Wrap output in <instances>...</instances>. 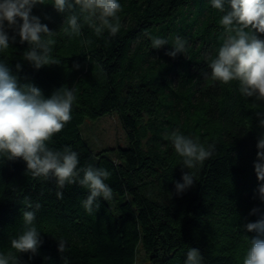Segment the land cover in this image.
Returning a JSON list of instances; mask_svg holds the SVG:
<instances>
[{"label":"trees","instance_id":"trees-1","mask_svg":"<svg viewBox=\"0 0 264 264\" xmlns=\"http://www.w3.org/2000/svg\"><path fill=\"white\" fill-rule=\"evenodd\" d=\"M119 2L121 27L115 36L107 31L97 36L87 25L79 36H68L62 28L71 12L58 13L52 0L33 8L56 32L51 55L60 64L35 69L23 60L28 45L18 35L0 53V63L20 85L32 83L46 98L60 87L75 88L72 119L48 146L71 147L79 154L78 167L108 170L105 183L113 190L112 198H99V209L89 214L82 206L86 188L72 184L60 190L54 179L27 173L22 159L0 156V252L10 251V239L23 231L21 212L34 210L41 244L35 255L14 253L19 264H138L140 250L150 264H185L190 248L199 249L201 264H243L249 239L257 235L245 225L264 216L258 192L264 182L254 169L264 128L254 99L242 96L236 82L211 79L209 57L221 46L224 13L211 0ZM73 11L79 14L78 7ZM152 36L168 44L154 49ZM177 37L186 41V52L172 58L165 53ZM111 113L118 115L127 145L94 150L81 125ZM176 129L215 145L193 186L179 195L175 184L189 170L166 138ZM25 197L32 209H26ZM253 208L260 211L251 214ZM60 239L67 242L62 253Z\"/></svg>","mask_w":264,"mask_h":264},{"label":"clouds","instance_id":"clouds-1","mask_svg":"<svg viewBox=\"0 0 264 264\" xmlns=\"http://www.w3.org/2000/svg\"><path fill=\"white\" fill-rule=\"evenodd\" d=\"M44 4L45 0H0V53L6 52L18 35L20 43L26 42L28 45L23 60L37 70L60 64L51 55L56 32L32 14L35 6ZM51 4L58 13H72L65 18L66 26L62 28L68 36H79L83 25L91 28L97 36L105 31L115 36L120 30L118 14L122 11V5L119 0H52ZM211 6L224 13L219 20L223 28L221 46L214 57H209L211 79L223 84L236 82L242 96L254 99V106L259 108L256 112L259 126L264 128V39L258 35L264 34V0H211ZM77 7L79 14L73 11ZM8 30H13L15 35L10 36ZM150 39L154 49L168 44L163 38L152 36ZM85 43L91 44V41ZM185 52L186 41L177 37L172 50L165 54L175 58L177 54ZM74 67L79 68V64ZM16 68L20 70L21 64L17 63ZM76 100L75 88L69 89L67 86L56 89L46 98L34 84L20 85L7 64L0 63V156L9 161L22 159L26 163L27 173L34 178L54 179L60 190L72 184L86 188L88 195L82 206L92 214L100 207L97 202L99 198L108 201L113 196L112 188L105 183L111 173L90 164L78 167L79 154L71 147L54 150L47 143L71 121ZM166 138L182 158V167L189 170L183 173V182L175 184V192L179 195L193 186L196 171L212 156L215 145L200 143L179 129L173 130ZM256 147L254 169L258 181L264 182V134L259 137ZM60 190L56 196L63 199ZM258 192L264 200V183L260 184ZM24 203L26 209L33 208L30 198L25 197ZM40 207L39 203L34 205L36 210ZM259 211L253 208L251 214ZM21 218L23 231L10 239V251L0 252V264H19L18 256L14 253H37L41 240L40 232L34 225L36 213L34 210H23ZM245 228L257 235L251 239L247 237L250 246L243 264H264V216L247 223ZM66 247L64 239L58 240L60 253ZM186 257L185 264H201L202 256L197 248H190Z\"/></svg>","mask_w":264,"mask_h":264},{"label":"rangeland","instance_id":"rangeland-1","mask_svg":"<svg viewBox=\"0 0 264 264\" xmlns=\"http://www.w3.org/2000/svg\"><path fill=\"white\" fill-rule=\"evenodd\" d=\"M81 130L94 150L127 145L126 131L117 114H106L97 119L86 118ZM138 264H150L143 250L139 251Z\"/></svg>","mask_w":264,"mask_h":264}]
</instances>
